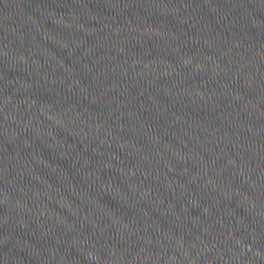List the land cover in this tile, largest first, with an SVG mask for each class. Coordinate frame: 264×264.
I'll list each match as a JSON object with an SVG mask.
<instances>
[{
    "label": "water",
    "instance_id": "1",
    "mask_svg": "<svg viewBox=\"0 0 264 264\" xmlns=\"http://www.w3.org/2000/svg\"><path fill=\"white\" fill-rule=\"evenodd\" d=\"M0 264H264V0H0Z\"/></svg>",
    "mask_w": 264,
    "mask_h": 264
}]
</instances>
